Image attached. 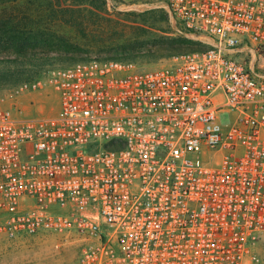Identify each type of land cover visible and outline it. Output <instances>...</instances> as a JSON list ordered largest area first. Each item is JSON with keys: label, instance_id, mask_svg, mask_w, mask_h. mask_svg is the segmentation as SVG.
Here are the masks:
<instances>
[{"label": "built area", "instance_id": "1", "mask_svg": "<svg viewBox=\"0 0 264 264\" xmlns=\"http://www.w3.org/2000/svg\"><path fill=\"white\" fill-rule=\"evenodd\" d=\"M136 1L210 47L83 59L0 98V237H75L64 264H264V0ZM42 89L58 110L33 116L18 98Z\"/></svg>", "mask_w": 264, "mask_h": 264}, {"label": "trees", "instance_id": "2", "mask_svg": "<svg viewBox=\"0 0 264 264\" xmlns=\"http://www.w3.org/2000/svg\"><path fill=\"white\" fill-rule=\"evenodd\" d=\"M18 1L0 0V6L8 3L16 4ZM54 1L50 0L54 7L53 21H61L74 27L77 34L87 42V47L78 46L68 35L52 27L30 26L27 24L30 20L27 13L24 14L22 11L15 13L7 8L2 9L0 10V90L34 79L39 74L43 63L53 57L74 60L79 51H103L106 54L103 57L100 56L101 59H119L140 63L139 59L142 57L158 61L173 54L210 47L203 41L182 34L161 36L148 44L146 40H143L150 33V29L146 26V18H143L142 23L134 21L138 24L134 30L136 37L133 41L121 42L115 36L116 30H111L108 33L109 36L105 38L103 34L95 33L89 28L90 26L97 28L98 24L103 23V19L110 21V18H106L109 13L107 0H56L55 5ZM150 12L159 14L163 11L148 10L136 14L144 17ZM167 20V14L157 19V21L166 22ZM54 53L57 55H53Z\"/></svg>", "mask_w": 264, "mask_h": 264}, {"label": "rangeland", "instance_id": "3", "mask_svg": "<svg viewBox=\"0 0 264 264\" xmlns=\"http://www.w3.org/2000/svg\"><path fill=\"white\" fill-rule=\"evenodd\" d=\"M108 1V15L107 19H101L102 24L98 27L90 26L89 30L95 33L99 32L107 38L111 30H116L115 36L121 42L133 41L136 37L134 30L138 23H142L143 18L147 19L146 26L150 29L149 35L143 38L148 44L161 36H178L175 32V25L171 20L168 10L163 3L158 1H136V0H107ZM56 4V0L54 1ZM21 5V6H19ZM7 8L9 11H22V13L29 14L30 20L27 24L35 28L52 27L56 31L68 35L73 42L82 48L87 47V42L84 38L77 34L74 27L67 25L61 21H53L52 12L53 5L50 0H19L18 3H8L0 6V10ZM148 10H162V13H148L144 17L136 13L145 12ZM132 14H128V13ZM168 15V20L157 21L161 19L162 15ZM138 23H134V21ZM136 24V25H135ZM191 38V37H190ZM148 44H146L148 46ZM83 50V49H82ZM103 51H79L77 58L74 60L65 58H51L43 63L40 72L68 66L76 61L83 59H94L100 56H105ZM80 56V58H79ZM141 65L145 67L157 66L161 60L154 61L149 57H142L139 59ZM25 82V81H24ZM13 87H6L0 90V98H4L5 105L13 107V98L11 96ZM219 101L222 100L221 95L216 97ZM21 106L25 111L31 115H52L58 110L57 96L51 89H42L38 91L25 92L18 98ZM235 112L225 109L219 114L222 125H229L234 119ZM211 155H205L204 159L210 165H214L216 159L211 160ZM52 212H60L59 207L50 208ZM78 242L75 237L61 236L56 234H36L19 237L16 239H6L0 237V264H64L66 261L72 259L77 252ZM264 261V246L256 250ZM248 257H246V261Z\"/></svg>", "mask_w": 264, "mask_h": 264}, {"label": "water", "instance_id": "4", "mask_svg": "<svg viewBox=\"0 0 264 264\" xmlns=\"http://www.w3.org/2000/svg\"><path fill=\"white\" fill-rule=\"evenodd\" d=\"M53 55H55V56H56L57 54H56V53H54Z\"/></svg>", "mask_w": 264, "mask_h": 264}]
</instances>
